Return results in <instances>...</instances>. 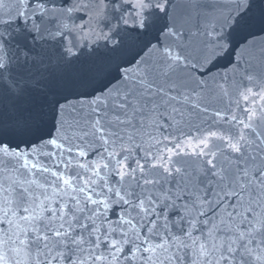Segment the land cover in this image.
I'll list each match as a JSON object with an SVG mask.
<instances>
[{"label": "snow or ice", "instance_id": "6c2138e0", "mask_svg": "<svg viewBox=\"0 0 264 264\" xmlns=\"http://www.w3.org/2000/svg\"><path fill=\"white\" fill-rule=\"evenodd\" d=\"M0 264H264V0H0Z\"/></svg>", "mask_w": 264, "mask_h": 264}]
</instances>
